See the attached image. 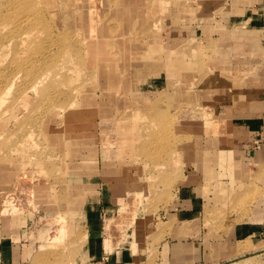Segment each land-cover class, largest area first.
I'll list each match as a JSON object with an SVG mask.
<instances>
[{
    "label": "rangeland",
    "instance_id": "rangeland-1",
    "mask_svg": "<svg viewBox=\"0 0 264 264\" xmlns=\"http://www.w3.org/2000/svg\"><path fill=\"white\" fill-rule=\"evenodd\" d=\"M238 1L0 0V176L7 168L21 182L0 202L44 189L19 193L17 208L0 205L4 215L22 211L0 216L6 264L9 249L11 264H101L104 238L108 249L127 245L135 222L156 235L186 157L206 176L208 233L264 220V147L235 155L230 171L217 160L222 150L233 158L241 135L222 117L233 93L264 88V28L242 31L237 16L254 4ZM77 167L94 175L79 183ZM128 199L133 224L109 222L105 232ZM51 207L66 217L57 239V220L41 219Z\"/></svg>",
    "mask_w": 264,
    "mask_h": 264
},
{
    "label": "crops",
    "instance_id": "crops-1",
    "mask_svg": "<svg viewBox=\"0 0 264 264\" xmlns=\"http://www.w3.org/2000/svg\"><path fill=\"white\" fill-rule=\"evenodd\" d=\"M258 2L257 0L238 1V4H242L243 6L254 4L245 9V12L241 16H237V18H241L240 23L244 25L243 27L245 29L242 31L247 32V35H251L252 37L254 33H260L264 28V11L259 7ZM233 19L235 18L232 17L230 20ZM221 31H226L223 34L231 38L239 35L238 32L234 33L232 30L227 31L222 29ZM251 44L250 46L253 47ZM185 45L187 47L188 42ZM247 83L249 85L250 82L248 81ZM244 92L240 89L233 93V95L237 96H234L236 97L234 98V102L237 103L230 102L228 104L231 107L230 112L222 115L224 120L230 121L228 125L231 130L241 133V135L239 134L234 138V143L237 147L233 149V158L230 157V151L228 150H222L218 154V163L221 167L224 166L226 171L232 169V159H234L235 155H238L242 159H247L249 156L259 153L260 149L263 150L262 147H264V97H262L264 96V88L255 89L253 85L252 89L246 88ZM242 99L245 100L242 101ZM201 114L204 119L208 113L201 112ZM206 124H212V120L206 122ZM243 134H248L247 140H244L246 135ZM50 143L52 144L53 142L51 141ZM185 149L190 150V147H186ZM206 149L212 150V147H207ZM185 161L187 163V169L183 174V180L180 181L174 191V200L170 208L162 215L164 219L163 223H168V225L156 231V235L144 237V234L140 233V228L138 226L136 228L137 222H135V228L131 234L132 241L118 249H116L117 246H111L109 249L106 248L114 243L110 237L109 239L104 238L102 242L104 250L102 249L98 257L101 264H245L242 263L245 261L246 264H252L256 258L260 259L263 256L261 259H264V220L236 223L226 233L218 231L208 233L205 225L201 221L206 202V195H204L202 188L206 176L200 171L201 169L195 171L190 168L192 161H194L191 157H186ZM202 162L197 163L196 161L199 168L202 167ZM74 173L79 179V183L81 181L83 182L84 176L88 178L94 175L93 173L88 174L87 172L81 174L80 167H77ZM15 177L16 172H12L7 168L1 174L0 178L2 182L7 183V187L1 189V195H10L15 186H18L20 178L16 183L15 179L17 177ZM12 183L14 185L10 188ZM79 190L80 188L77 189V191ZM41 192L43 194L44 190ZM262 202L263 200L258 201L256 203L257 206L261 205ZM36 203L39 204V201ZM76 205L77 203L73 201L70 210H73V207H76ZM121 206L119 210L123 211L124 208L125 210L123 212L121 211L122 213L118 210V217L107 221L105 232L108 233L109 222L117 223L118 225L125 219V223L130 220L131 225L133 224L134 221L132 222V220L135 219L134 215L129 218L126 203ZM51 210L52 212L56 211L53 207H51ZM21 212H7L6 215L0 213V216H15ZM55 213L63 212L62 210H58ZM41 219L43 220V218ZM89 229L91 231L90 226ZM4 243L0 241V245ZM3 251V247L0 246V263L6 264L7 258L5 259L2 255ZM9 251L12 262L13 253L10 249ZM92 254L94 256L96 253Z\"/></svg>",
    "mask_w": 264,
    "mask_h": 264
},
{
    "label": "bare ground",
    "instance_id": "bare-ground-1",
    "mask_svg": "<svg viewBox=\"0 0 264 264\" xmlns=\"http://www.w3.org/2000/svg\"><path fill=\"white\" fill-rule=\"evenodd\" d=\"M98 4H99V2H98ZM89 25H90V27H92V20L90 21V23H89ZM97 32V31H96ZM94 33V32H93ZM22 173H23V170H22ZM28 174V173H27ZM27 174H24L23 175V178H26V176H27ZM22 177V176H21ZM23 181V180H22ZM25 181V180H24ZM21 185V182L18 184V186H20ZM32 189H36L37 191H40V193H39V195H42V192L41 191H43L44 189L43 188H32ZM31 189V190H32ZM31 190L29 191V189H28V191L27 192H18L14 197H13V199L12 200H10V202H6V201H2V202H0V205H1V207H3V212H6V211H8L9 210V208L12 206V207H14V208H17V206H15V203L17 202V197H18V195H19V193L21 194V195H24V194H26V193H29V192H31ZM130 197H132V196H130ZM129 200V199H128ZM38 202V201H37ZM39 203H40V199H39ZM38 204V203H37ZM126 205H127V210L129 211L130 209H131V207H129L130 206V200L126 203ZM125 210V208L123 209V211ZM122 211V212H123ZM64 214H66V213H64ZM47 220H49V221H54V220H57L56 221V223H58L59 224V226H60V229H58L57 230V233H56V235H55V239H57V237L59 236V235H63V234H65V220H66V217H65V215H63V213H56V214H54V216H52L51 218H44L42 221H47Z\"/></svg>",
    "mask_w": 264,
    "mask_h": 264
}]
</instances>
